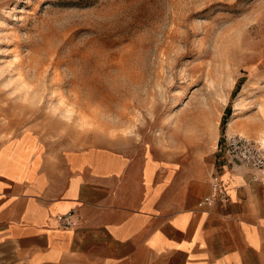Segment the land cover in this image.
<instances>
[{
  "label": "rangeland",
  "instance_id": "rangeland-1",
  "mask_svg": "<svg viewBox=\"0 0 264 264\" xmlns=\"http://www.w3.org/2000/svg\"><path fill=\"white\" fill-rule=\"evenodd\" d=\"M235 134L264 148V0H0L11 167L103 147L138 171L146 155V172L170 165L189 198Z\"/></svg>",
  "mask_w": 264,
  "mask_h": 264
},
{
  "label": "crops",
  "instance_id": "crops-1",
  "mask_svg": "<svg viewBox=\"0 0 264 264\" xmlns=\"http://www.w3.org/2000/svg\"><path fill=\"white\" fill-rule=\"evenodd\" d=\"M5 156L0 264H264V180L253 169L222 163L206 181L196 175L188 198L170 165L146 172L147 155L140 171L103 147L38 148L23 171ZM215 181L226 193L199 206Z\"/></svg>",
  "mask_w": 264,
  "mask_h": 264
},
{
  "label": "built area",
  "instance_id": "built-area-1",
  "mask_svg": "<svg viewBox=\"0 0 264 264\" xmlns=\"http://www.w3.org/2000/svg\"><path fill=\"white\" fill-rule=\"evenodd\" d=\"M224 152L229 163L253 169L252 177L264 180V148L253 138L240 134L226 135ZM214 189V192L206 194L200 199L199 206L213 202L217 193L224 196L225 190L218 181L214 182ZM71 216L72 212L70 211L61 216L66 226L72 224Z\"/></svg>",
  "mask_w": 264,
  "mask_h": 264
},
{
  "label": "trees",
  "instance_id": "trees-1",
  "mask_svg": "<svg viewBox=\"0 0 264 264\" xmlns=\"http://www.w3.org/2000/svg\"><path fill=\"white\" fill-rule=\"evenodd\" d=\"M229 114H230V107L227 109L226 113L223 115V117L221 119V121H222L221 130L224 129V126H225L226 122L228 121L227 118L229 117Z\"/></svg>",
  "mask_w": 264,
  "mask_h": 264
}]
</instances>
